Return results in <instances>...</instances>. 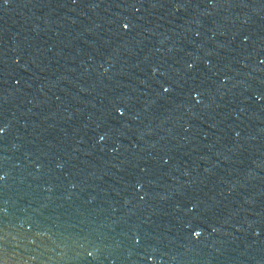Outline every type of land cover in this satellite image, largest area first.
Segmentation results:
<instances>
[{"label": "water", "instance_id": "water-1", "mask_svg": "<svg viewBox=\"0 0 264 264\" xmlns=\"http://www.w3.org/2000/svg\"><path fill=\"white\" fill-rule=\"evenodd\" d=\"M0 264H264V0H0Z\"/></svg>", "mask_w": 264, "mask_h": 264}]
</instances>
